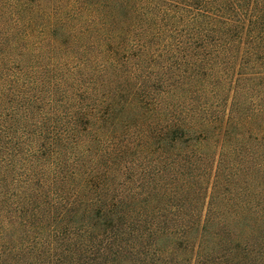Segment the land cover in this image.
I'll use <instances>...</instances> for the list:
<instances>
[{"label":"trees","instance_id":"trees-1","mask_svg":"<svg viewBox=\"0 0 264 264\" xmlns=\"http://www.w3.org/2000/svg\"><path fill=\"white\" fill-rule=\"evenodd\" d=\"M27 1L0 264H264V0Z\"/></svg>","mask_w":264,"mask_h":264},{"label":"rangeland","instance_id":"rangeland-1","mask_svg":"<svg viewBox=\"0 0 264 264\" xmlns=\"http://www.w3.org/2000/svg\"><path fill=\"white\" fill-rule=\"evenodd\" d=\"M28 3L27 0H0V21L3 18H8L9 21H14L16 19L17 6L24 5Z\"/></svg>","mask_w":264,"mask_h":264}]
</instances>
